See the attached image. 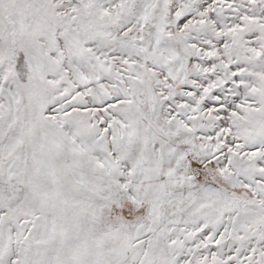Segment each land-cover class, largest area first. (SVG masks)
Returning a JSON list of instances; mask_svg holds the SVG:
<instances>
[{"label":"snow or ice","instance_id":"obj_1","mask_svg":"<svg viewBox=\"0 0 264 264\" xmlns=\"http://www.w3.org/2000/svg\"><path fill=\"white\" fill-rule=\"evenodd\" d=\"M0 264H264V0H0Z\"/></svg>","mask_w":264,"mask_h":264}]
</instances>
